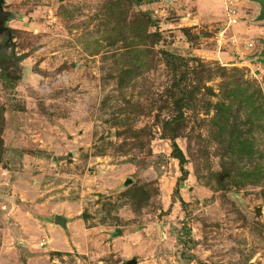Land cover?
Listing matches in <instances>:
<instances>
[{
	"label": "rangeland",
	"instance_id": "1",
	"mask_svg": "<svg viewBox=\"0 0 264 264\" xmlns=\"http://www.w3.org/2000/svg\"><path fill=\"white\" fill-rule=\"evenodd\" d=\"M2 2L0 264H264L261 4Z\"/></svg>",
	"mask_w": 264,
	"mask_h": 264
},
{
	"label": "water",
	"instance_id": "2",
	"mask_svg": "<svg viewBox=\"0 0 264 264\" xmlns=\"http://www.w3.org/2000/svg\"><path fill=\"white\" fill-rule=\"evenodd\" d=\"M254 1H257L261 4L262 7H261V12H260V17L261 18L264 17V0H254ZM262 53H264V50ZM131 182H132L131 179L126 180V184L131 183ZM54 221H55V224L57 225H61V226L66 225L65 219L60 215H56L54 218ZM125 264H138V263L136 259H130V260H127Z\"/></svg>",
	"mask_w": 264,
	"mask_h": 264
},
{
	"label": "flooded vegetation",
	"instance_id": "3",
	"mask_svg": "<svg viewBox=\"0 0 264 264\" xmlns=\"http://www.w3.org/2000/svg\"><path fill=\"white\" fill-rule=\"evenodd\" d=\"M4 3L2 2V0H0V27L1 28H3V29H5V24L6 23H4L6 20H3V19H5V13L3 12V7H2V5H3ZM4 23V24H3Z\"/></svg>",
	"mask_w": 264,
	"mask_h": 264
},
{
	"label": "trees",
	"instance_id": "4",
	"mask_svg": "<svg viewBox=\"0 0 264 264\" xmlns=\"http://www.w3.org/2000/svg\"><path fill=\"white\" fill-rule=\"evenodd\" d=\"M180 162L183 163L184 161V157L181 155V157L179 158Z\"/></svg>",
	"mask_w": 264,
	"mask_h": 264
},
{
	"label": "crops",
	"instance_id": "5",
	"mask_svg": "<svg viewBox=\"0 0 264 264\" xmlns=\"http://www.w3.org/2000/svg\"><path fill=\"white\" fill-rule=\"evenodd\" d=\"M3 20H5V19H3Z\"/></svg>",
	"mask_w": 264,
	"mask_h": 264
},
{
	"label": "built area",
	"instance_id": "6",
	"mask_svg": "<svg viewBox=\"0 0 264 264\" xmlns=\"http://www.w3.org/2000/svg\"><path fill=\"white\" fill-rule=\"evenodd\" d=\"M235 21V20H234Z\"/></svg>",
	"mask_w": 264,
	"mask_h": 264
}]
</instances>
